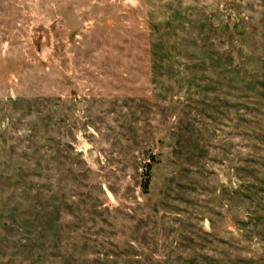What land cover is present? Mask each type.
<instances>
[{"label": "rangeland", "instance_id": "obj_1", "mask_svg": "<svg viewBox=\"0 0 264 264\" xmlns=\"http://www.w3.org/2000/svg\"><path fill=\"white\" fill-rule=\"evenodd\" d=\"M0 264H264V0H0Z\"/></svg>", "mask_w": 264, "mask_h": 264}]
</instances>
